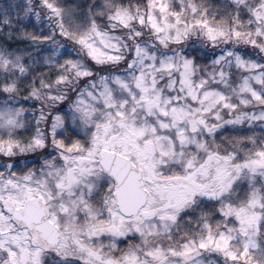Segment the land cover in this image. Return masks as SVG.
I'll list each match as a JSON object with an SVG mask.
<instances>
[{"label": "clouds", "instance_id": "9594fccd", "mask_svg": "<svg viewBox=\"0 0 264 264\" xmlns=\"http://www.w3.org/2000/svg\"><path fill=\"white\" fill-rule=\"evenodd\" d=\"M0 264H264V0H0Z\"/></svg>", "mask_w": 264, "mask_h": 264}, {"label": "snow or ice", "instance_id": "6c2138e0", "mask_svg": "<svg viewBox=\"0 0 264 264\" xmlns=\"http://www.w3.org/2000/svg\"><path fill=\"white\" fill-rule=\"evenodd\" d=\"M107 151V150H106ZM206 245H201V247H205ZM217 247H221L219 244L217 245ZM227 248V240H224V245L221 248V250H226ZM233 259H235V257L233 256Z\"/></svg>", "mask_w": 264, "mask_h": 264}]
</instances>
